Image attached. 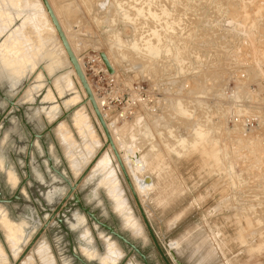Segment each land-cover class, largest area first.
<instances>
[{
	"label": "rangeland",
	"instance_id": "obj_1",
	"mask_svg": "<svg viewBox=\"0 0 264 264\" xmlns=\"http://www.w3.org/2000/svg\"><path fill=\"white\" fill-rule=\"evenodd\" d=\"M13 1L40 10L22 15L23 9L11 10ZM47 1L110 128H117L145 161L136 173L153 185L135 194L169 263L177 264L174 256L181 264H264V0ZM43 8L40 0H0V114L19 92L0 121L1 198L11 197L26 177L31 134L51 127L34 137L29 178L18 197L0 203L5 261L14 263V245L3 216L23 233L16 260L101 264L110 245L118 252L112 264H143L100 224L105 223L134 244L148 264H165L110 146L104 150L107 169L94 168L98 159L93 162L73 192L78 201L71 194L62 209L66 213L51 218L19 258L68 191L66 180L73 183L105 142L91 107L83 105L96 146L79 169L73 167L84 143L73 119L78 105L69 100H83L85 91L66 55L54 61L37 51L53 32ZM102 68L106 72L97 74ZM72 106L73 112L62 117ZM56 120L70 131L68 146ZM121 163L133 183L129 167ZM110 171L126 209L116 208L106 193ZM126 213L137 229L128 226ZM71 217L82 224L73 225ZM80 228L88 233L95 257L85 255Z\"/></svg>",
	"mask_w": 264,
	"mask_h": 264
},
{
	"label": "bare ground",
	"instance_id": "obj_2",
	"mask_svg": "<svg viewBox=\"0 0 264 264\" xmlns=\"http://www.w3.org/2000/svg\"><path fill=\"white\" fill-rule=\"evenodd\" d=\"M40 2H41V4L43 5V3H42V0H40ZM49 4H50V2H49ZM10 6H13V8L11 9V10H15V11H18V10H21V9H23V11L22 12H18L19 14H22V15H25V13H31L32 11H36V10H40V8H38V7H30L31 5H27V7H22V5L21 4H19V2H15V1H13L12 3H11V5ZM43 9L46 11V8H45V6L43 5ZM51 7V6H50ZM52 9V8H51ZM54 9H56V8H54ZM57 10V9H56ZM53 11V10H52ZM59 11H61V9L59 10ZM46 13H47V11H46ZM53 13H54V11H53ZM36 14V13H35ZM38 15V14H37ZM37 15H36V17H37ZM55 15V17L58 19L57 21H59L60 22V20H59V18H58V16H57V14L55 13L54 14ZM22 17V16H21ZM34 18V17H33ZM21 18L19 17V19H15V23H19L21 20H20ZM22 19H23V17H22ZM36 20H37V18H35ZM47 23H48V25H49V27H51V30L53 31L52 32V38H43V41H44V45H39V47H37L36 49H37V51L38 50H41V51H43L44 53H45V55H48L49 57H52L53 59H51V60H54V61H56L57 59H61V57L63 56H67V53H66V51L64 52V50L65 49H63L64 47H62L63 45H62V43H61V41H60V39H59V37H58V35H57V33H56V30H55V27H54V25H53V23L51 22V19H50V17H49V15H48V13H47ZM60 25V24H59ZM62 26V25H61ZM62 30H64V29H62ZM20 34L22 35V33L20 32ZM65 34V33H64ZM40 42H38V44H39ZM34 51V50H33ZM33 51H32V53H33ZM35 52V51H34ZM39 53V52H38ZM42 53V52H41ZM43 53V54H44ZM65 53V54H64ZM45 55L44 56H42V54H41V59H43V62L44 63H46L48 60H47V58L45 57ZM47 56V57H48ZM67 59H68V56L66 57ZM76 60H77V62H78V64L80 65V67H81V63H80V57H77L76 56ZM62 61V60H61ZM69 61V60H68ZM28 62H30V61H28ZM70 63V62H69ZM30 64H31V62H30ZM71 64V63H70ZM29 66H31V65H29ZM59 65H56V68H54L55 70H56V72L58 71V69L59 68H57ZM72 66V65H71ZM40 67V69L42 70L44 67L42 66V65H40L39 66ZM73 67V66H72ZM74 69V68H73ZM81 70H82V68H81ZM43 71V70H42ZM74 72H75V70H74ZM45 74V73H44ZM45 76V75H44ZM45 78H47L46 76H45ZM49 79V78H48ZM91 87V86H90ZM93 94V93H92ZM47 99H50V94L49 93H47L46 94V96H45ZM84 98L83 99H85L86 98V93H84V96H83ZM93 100H94V102H95V104H96V106H97V108H98V110H99V112L101 113V116H102V118H103V120L105 121V124H106V127H107V129H108V131H109V134H110V136H111V139H112V142H113V145H115L116 147V149L118 150V156L120 155V157H119V159H120V161L121 160H124V162L126 163V167H129V172H130V176H131V179H132V181H133V183H131V185H132V189H133V191L137 194L138 193V195H139V193H141V192H145L146 190H148V189H150L151 187H152V181H149V179L146 177H141L140 175H137V173H136V171H141V169H143V167L145 166V161H144V159L143 158H140L138 155H136L135 154V151H133L134 150V147L133 148H131L130 146H129V140H127V139H125L124 137H123V135H122V139H121V137H120V134H119V132H118V130H117V128H110V126H111V123H109V122H107V120H106V115H105V113L103 114V111H102V109H101V107L99 106V102H98V100L95 98V94H93ZM69 101H71V102H73L74 103V105L75 104H77L78 106H76L75 107V109H74V122H75V125H77V129L78 130H80V132L82 133V139L81 140H83V148H79V149H81V152L79 153V154H77V156H75L73 159H72V165H73V167L74 168H76V169H79V166H80V164L82 163V161H83V159L84 158H82L87 152H89L90 151V149L93 147V146H96V141L94 142V140H93V138L91 137V131L89 130V125L87 124V121H86V116H85V114H84V112H83V105H88V106H90L91 107V109H92V111H93V113H94V115H95V111L93 110V107H92V105H91V102L89 101V100H87L86 102H84L83 104H82V99L81 100H77L76 98H72L71 100H69ZM63 102V101H62ZM79 103V104H78ZM74 107V106H73ZM67 108V107H66ZM54 111H55V113H58V110H56V109H54ZM72 112H73V110H72ZM95 117H96V115H95ZM54 118V117H53ZM97 118V117H96ZM98 120V119H97ZM61 121V120H60ZM58 123V126H57V129H58V132H59V136H61L60 138L64 141V143L66 144L67 143V146H68V144L70 143V141H71V139H70V131L63 125V124H61V122H57ZM56 123V124H57ZM98 123H99V120H98ZM100 124V123H99ZM100 127H101V125H100ZM147 128V127H146ZM101 129H102V127H101ZM102 131H103V129H102ZM80 133V134H81ZM103 134H104V132H103ZM146 134V133H145ZM104 137H105V135H104ZM118 137V138H117ZM115 138L117 139V142L115 141ZM105 141H106V138H105ZM251 142V141H250ZM253 143V142H252ZM95 144V145H94ZM97 145H98V143H97ZM103 145H104V143L103 144H101L100 146H99V148H98V150L95 152V155L92 157V160L90 159V161H91V163L93 162V161H95L96 159H98L97 160V162L95 163V165H94V168L95 167H97V168H99L100 170H105V169H107V167H108V161H109V159H108V157L106 156V153H105V149L109 146V145H107L105 148H103ZM81 146H82V144H81ZM118 147V148H117ZM123 149V150H120V149ZM111 150H112V152H113V149L111 148ZM116 150V151H117ZM135 150H137L136 149V147H135ZM77 151V150H76ZM100 151V152H99ZM104 151V152H103ZM78 152V151H77ZM99 152V154L97 155V153ZM103 153V154H102ZM113 154H114V152H113ZM115 155V154H114ZM96 156V157H95ZM100 156V157H99ZM99 157V158H98ZM116 157V156H115ZM95 158V159H94ZM117 160V159H116ZM131 161L133 162V165L131 164ZM118 162V161H117ZM87 163H90L89 162V160L87 161ZM86 163V164H87ZM85 164V165H86ZM119 164V163H118ZM122 164V163H121ZM88 166V165H87ZM87 166H85L84 167V169L87 167ZM132 166H134L137 170H135ZM123 168H124V166H123ZM84 169L83 170H81L82 172L84 171ZM125 170V169H124ZM144 170V169H143ZM80 170H79V175L82 173ZM94 172V170L92 169L91 170V174ZM126 172V171H125ZM142 172V171H141ZM127 174V173H126ZM140 174V173H139ZM150 174V173H149ZM78 175V176H79ZM106 178H105V187H106V191H108V193H109V195H110V197H111V199H112V201H113V204H114V206L116 207V208H118L119 210L120 209H123V208H125L126 209V206H125V201L122 199V196L120 195V190H119V185H118V181L115 179V174H113L111 171L110 172H108L106 175ZM129 178V177H128ZM130 182H131V180H130ZM49 197H51V195L49 194L48 195ZM125 215V214H124ZM126 215H127V213H126ZM1 216V215H0ZM3 216V215H2ZM2 219H3V222L4 223H2V224H5L6 225V227H8L9 229H11V239L13 240V253H12V257L16 260L17 259V257H18V255H19V253H18V251H19V247H18V241L21 239V237H22V231H21V228L18 226V225H12L11 226V223H9V222H6V219L4 218V216L3 217H1ZM134 218V217H133ZM129 214L125 217V220H126V222H127V224H128V226H131L132 228H135V229H137V224L138 223H136V221L133 219ZM26 221V220H25ZM7 229V228H6ZM27 232H28V229H27V227L25 228V234L27 235ZM81 237L85 240V242L86 243H83V244H81V245H83L82 246V249L83 250H85L84 252H85V255H88V256H90V257H95L97 254L95 253V250L93 249V247H91L90 245H89V239H88V233L86 232V230H82L81 231ZM17 245V246H16ZM39 251H42V250H39ZM40 254H42L43 252H39ZM118 255V252L117 251H115L112 247H110V245H108L107 246V248H106V252H105V254H104V259H101L99 256H97V257H99L100 259V263L101 264H112L113 262H114V259L116 258V256ZM5 254L2 252V250H1V248H0V264H7V261H5ZM89 258V257H88ZM13 259V261H15ZM108 260V261H107ZM118 260V259H117ZM115 262H117V261H115ZM18 264H33V262H32V257L31 256H26L25 258L23 257V258H21V260H18ZM44 264H52L50 261H44Z\"/></svg>",
	"mask_w": 264,
	"mask_h": 264
},
{
	"label": "water",
	"instance_id": "obj_3",
	"mask_svg": "<svg viewBox=\"0 0 264 264\" xmlns=\"http://www.w3.org/2000/svg\"><path fill=\"white\" fill-rule=\"evenodd\" d=\"M42 3H43V5H44L45 8H46V11H47V13H48V15H49V17H50V19H51V22L53 23V25H54V27H55L56 33H57V35H58V37H59V39H60V41H61V43H62V45H63V47H64V49H65V51H66V53H67L68 60H69V62L71 63V65L73 66V68H74V70H75V73H76L77 77L79 78V81H80V83H81V85H82V87H83V89H84V91H85V93H86V98L83 99L82 104H83L84 102H86L87 100H89V101L91 102V105H92V107H93V110L95 111V115H96L97 119L99 120V123H100V125H101V127H102V129H103V132H104V135H105V138H106V141L104 142L103 148H105L107 145H109V146L113 149V152H114V154H115V156H116V159H117V161H118V163H119V166H120V168H121V170H122V174H123V176H124V178H125V180H126L128 186H129V188H130V190H131V193H132V195H133V197H134V199H135V201H136V203H137V205H138V208H139V210H140V212H141V215H142V217H143V219H144V222H145L146 227H147V229H148V232H149V234H150V236H151V238H152V241H153V243H154V246L156 247L157 251L160 253V255H161L163 261L165 262V264H170V263H169V257H167V255H165V254L163 253V251H162V249L160 248V246H159V244H158V242H157L155 236L153 235V232H152V230H151V227H150L149 223L147 222V220H146V218H145V215H144V213H143V210L141 209V206H140V204H139V202H138L137 196H136L135 192H134L133 189H132V185H131V182H130V180H129V178H128V175L126 174V172H125V170H124V168H123V165L121 164V161H120V159H119V156H118V154H117V151H116V149H115V147H114V145H113V142H112L111 136H110V134H109V131H108L107 127H106L105 121L103 120V118H102V116H101V113L99 112V110H98V108H97V106H96V104H95V102H94V100H93V94H92V92H91V89H90V87H89V85H88V83H87V81H86V79H85V75H84V73L82 72L80 65L78 64V62H77V60H76L75 55L73 54L72 49L70 48V45H69V43H68V41H67V39H66V36H65V34H64V32H63L61 26L59 25V22L57 21V18L55 17V15H54V13H53V11H52V9H51V7H50L48 1H47V0H42ZM101 57H102V59H103L105 65H106V67H107V68L109 69V71L111 72L112 69H111V67H110V65H109V63H108V61H107V59L105 58V55H104L103 53H101ZM25 86H26V83H23V87H25ZM18 94H19V92L16 94V96L14 97L13 100H9V101H8V107H7V109H6L2 114H0V121H1V120H4V116H5V114L7 113V111L9 110V108H10L11 106L14 105V100L17 98ZM73 109H74V107L72 106L69 110L64 111L62 117L66 116V115L68 114V112H71ZM58 121H60V120H56L55 123H57ZM50 128H51L50 126H47L46 129H45L44 131H42V133H40V134L32 133V134H31L32 137H31V139H30L29 142H28V146H27V149H26V157H25V171H26V177H25V179H22V181H21V183H20L19 185L16 186V189H15V191H14V193H13V195H12L11 197H9V198H1V197H0V203H9V202H11L12 200H14V199H16V198L18 197L19 192L21 191V189H22V187H23V185H24L26 179L29 178L28 160H29L30 149H31V147H32V145H33V142H34V137L40 138V137L42 136V134H43L45 131H49ZM99 152H100V151H99ZM99 152L97 153V155L99 154ZM95 157H96V156H95ZM94 159H95V158H94ZM93 162H94V161H93ZM93 162L90 163V164L84 169V171H83V172L77 177V179H76L73 183H70L69 181L66 180V182H67V184H68V191H67V192L65 193V195L59 200V202L54 206L53 210L51 211V213H50V215H49V217H48V219H47V221L42 225V227L39 229L38 233H37V234L35 235V237L30 241V243H29V244L27 245V247L24 249V251L22 252V254H21V256H20L19 258H21V257H22V256H23V255H24V254L30 249L31 245L33 244V242L35 241V239L38 237V235H39V234L43 231V229L46 227V225H47V223L49 222V220H51V218H53L56 214H58V213H60V212L62 211V209L64 208V205H65L67 199L69 198V196H70L71 194L75 197V201H78V197H77L76 194H74L73 192H74L76 186H77V185H78V184H79V183L85 178V176H86V174L88 173V171H89L90 167L92 166ZM83 210L86 211V212H88V210L85 209V208H83ZM92 217H93V216H92ZM93 218H94V217H93ZM94 219H95V218H94ZM95 221H97V220L95 219ZM100 224H101L105 229H107L110 233H112L113 235H115L116 237H118L120 240H122L123 242H125V243L130 247V249H131L132 251H134L135 253H137V254L140 256V258L142 259L143 264H148L145 255H144V254H143V253H142V252H141V251H140V250H139L134 244H132L131 242H129L127 239H125V238H124L122 235H120L119 233L113 231V229H112L111 227H109L108 225H106L105 223H100ZM172 257H173L172 259H173L177 264H181V263H179V262L175 259L174 256H172ZM17 263H18V260L14 261L13 264H17Z\"/></svg>",
	"mask_w": 264,
	"mask_h": 264
},
{
	"label": "flooded vegetation",
	"instance_id": "obj_4",
	"mask_svg": "<svg viewBox=\"0 0 264 264\" xmlns=\"http://www.w3.org/2000/svg\"><path fill=\"white\" fill-rule=\"evenodd\" d=\"M42 189H44V187L42 188ZM51 198H52V196H51ZM63 212H65L66 213V211L65 210H62L61 212H60V214H63ZM64 213V214H65ZM23 214V213H22ZM59 214V213H58ZM65 215H67V214H65ZM77 218L79 217V215L77 214V216H76ZM71 221H72V223H73V225H81L82 224V222H78V221H76L74 218H69ZM35 223H37V222H35ZM80 230H82V228H80Z\"/></svg>",
	"mask_w": 264,
	"mask_h": 264
},
{
	"label": "crops",
	"instance_id": "obj_5",
	"mask_svg": "<svg viewBox=\"0 0 264 264\" xmlns=\"http://www.w3.org/2000/svg\"><path fill=\"white\" fill-rule=\"evenodd\" d=\"M58 138H59V137H58ZM60 142H61V141H60ZM61 144H62V146H63V143H62V142H61ZM63 148H64V147H63ZM96 151H97V150H96ZM96 151H94L93 154H95ZM65 152H66L67 157H68V159H69L70 156L68 155L67 150H65ZM93 154H92V155H93ZM106 193H107V191H106ZM107 194H108V193H107ZM108 196H109V194H108Z\"/></svg>",
	"mask_w": 264,
	"mask_h": 264
},
{
	"label": "built area",
	"instance_id": "obj_6",
	"mask_svg": "<svg viewBox=\"0 0 264 264\" xmlns=\"http://www.w3.org/2000/svg\"><path fill=\"white\" fill-rule=\"evenodd\" d=\"M105 72H106L105 69L102 68L101 70L100 69L98 70V73L97 74H99V73L104 74Z\"/></svg>",
	"mask_w": 264,
	"mask_h": 264
}]
</instances>
